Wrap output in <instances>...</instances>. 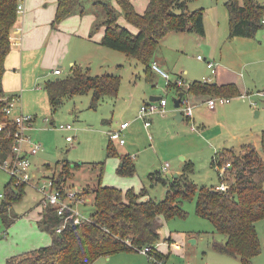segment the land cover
Masks as SVG:
<instances>
[{"label": "rangeland", "instance_id": "obj_1", "mask_svg": "<svg viewBox=\"0 0 264 264\" xmlns=\"http://www.w3.org/2000/svg\"><path fill=\"white\" fill-rule=\"evenodd\" d=\"M224 2L225 0H191L188 6L190 9L202 7L204 16L207 14L211 16V8L218 4L223 24L219 44L224 58H228L235 53V40L238 39L227 37L228 14ZM83 5L85 14H92L94 11L98 16L99 4H92V0H84ZM122 16L119 11V19ZM194 34L170 30L159 42L155 54L166 57L167 65L160 63V67L169 72L171 80L179 73L178 68L188 69V72L183 74L187 83L199 80L202 72H205L203 61L197 59L196 55L206 54L196 46ZM85 42L89 41L85 39ZM67 56L74 58L75 68L78 67L83 72L92 75L101 73L118 75L119 89L115 95L101 96L94 105L92 90L65 96L58 107L53 109L44 88L45 82L47 79L66 77L72 73V66L63 60L60 66L61 73L54 74L53 70L59 66L61 60L54 58L39 65L36 62L37 58L34 60L32 57L21 69L26 78L27 88H19L16 104L19 111L35 116L32 125L25 129V134L41 147L35 154L28 155L32 174L30 181L12 182L13 187L26 183L21 199L11 204L8 210L9 216L15 213L18 216L9 225H6L0 216V246L6 244V247H13L14 253L50 242V233L37 225L43 209L39 202L43 193L38 187L43 182H48V179L55 178L65 161L81 165L73 168L72 173L61 175L60 186L76 190L77 194L82 192L80 196L84 197L85 202L77 203L75 208L87 216L94 208L90 189L99 181L122 189L133 187L136 191L144 187L148 197L160 200L165 197L166 188L161 181L151 178L148 172L164 173L162 166L165 163H168V172H175V169L183 167L184 160L192 162V170L188 172L189 179L199 186L215 187L220 183L219 166L211 162L216 151L228 148L234 153H239L242 145L247 143L260 148L264 110L261 115H256V110L248 98L244 99L238 111L228 115L226 130L221 137L206 139L197 129H191V121L177 122L173 118L175 110L173 98L177 94L175 87L167 86L165 78L157 71L152 70L153 73L147 76L145 63L139 58L104 45L98 48L86 44L85 51L77 50L70 44L65 52V57ZM150 95L165 97L167 107L163 114L151 115V125L146 129L143 118L137 116V113L142 104L150 101ZM190 98L192 99L191 96ZM250 98L258 99L260 96ZM263 105L264 100L260 107ZM245 106L249 108L244 109ZM124 120L129 121V126L122 131L125 143L110 140L109 131L118 128L119 123ZM66 123L72 124L73 128L58 127ZM148 132L152 137H149ZM206 135L209 137V134ZM110 144L114 146L117 154L108 152L107 147ZM123 153L130 155L135 162L136 170L131 176L116 173L119 164L118 154ZM226 158L231 160L232 154L227 153ZM100 161L104 162L101 178ZM224 174L230 180V175ZM9 178L10 174L0 167V201L4 199L3 194L6 192L4 185ZM182 207L185 212L183 216L160 219L161 224L158 225L160 236L153 244L157 243L158 257H163V264H240L238 256L224 253L213 246L214 242L224 241L225 235L217 231L209 219L196 213L194 198L183 199ZM255 225L261 249L253 256L252 264H264V217L258 219ZM173 240L179 243L181 248H174L171 244ZM32 245L34 246L29 247ZM90 264L155 263L150 255L143 251L127 250L100 255Z\"/></svg>", "mask_w": 264, "mask_h": 264}, {"label": "trees", "instance_id": "obj_2", "mask_svg": "<svg viewBox=\"0 0 264 264\" xmlns=\"http://www.w3.org/2000/svg\"><path fill=\"white\" fill-rule=\"evenodd\" d=\"M125 20L134 25L136 32L117 22L119 10ZM191 0H148L143 12H138L131 0H93L99 4L98 16L93 29L104 26L99 43L133 55L145 63V72L150 76L153 68L155 51L159 42L170 30L194 31L200 36L205 34L204 10L202 7L190 9ZM18 0H0V162L10 150L11 134L14 121L4 111L7 103L3 89L5 57L10 50V31L17 19ZM81 0H59L55 21L81 8ZM229 16V37H251L262 26L264 5L258 0H225ZM101 14V16H100ZM120 77L112 73L89 74L74 67L72 73L63 78L47 79L44 88L50 106L56 109L63 97L88 90L93 91L92 105L105 94L115 95L118 92ZM174 85L176 93H209L230 96L239 93L235 84L218 85L211 81L192 80L187 86H178L169 81L167 86ZM109 153L117 151L113 145L107 147ZM231 153L228 160L226 154ZM120 163L116 173L131 176L136 170L135 162L127 154H118ZM229 161L224 173L230 180L218 175L221 181L227 182L226 189L197 185L188 177L192 170L191 163L184 165L183 171L168 185L163 199L151 197L142 199L146 189L136 191L133 187L122 189L116 185L102 184L101 181L90 189L93 210L81 219L73 222L65 215L58 214L52 205L43 206L41 218L37 220L40 229L49 232L50 242L35 248L8 256L5 264H90L100 255H109L117 251H139L143 246L153 244L159 239L158 225L165 220L185 214L183 199L195 201L196 213L209 219L215 229L225 235L222 242L213 246L224 253L239 257L240 264H252V258L261 249L256 230V221L264 217V129L261 131L260 148L252 143L242 145L239 153L231 149L221 150L212 157V164L221 165ZM80 163L70 164L65 161L60 173L52 179L53 188H61V175L72 173ZM101 178L104 162H99ZM151 178L168 182V178L159 171L149 172ZM10 176L0 201V216L9 225L18 215H8L14 202L21 199L26 183L12 185ZM87 191V190H85ZM82 192H80L81 195ZM85 202V200L83 201ZM64 224L60 231L56 228ZM162 255V254H161Z\"/></svg>", "mask_w": 264, "mask_h": 264}, {"label": "crops", "instance_id": "obj_3", "mask_svg": "<svg viewBox=\"0 0 264 264\" xmlns=\"http://www.w3.org/2000/svg\"><path fill=\"white\" fill-rule=\"evenodd\" d=\"M18 1L22 4L23 8L21 11H17V19L15 20V23L13 24L10 31V50L5 57L3 89L5 96L7 97L16 95L19 91V88H27L25 84L26 78L21 69H23L26 62L31 60L32 57H34V60L35 57L37 58L36 62L39 65L42 64V62L57 58L58 60L62 61L59 66H57L59 68L62 66L64 60L72 66L71 70H73L75 67V62L73 61L74 58L69 56L65 57V52L68 46L72 44V46L80 51H85V44L89 45V47L94 46L100 48L102 44L99 43V40L101 39L104 32L103 25L97 29H93V24L97 16L94 14V11L92 14H85L84 5H82L81 8L78 7L77 9L73 10V12L64 16L60 21H55L54 19L59 0ZM81 1L83 2L84 0ZM258 1L264 5V1ZM112 2L114 6L120 11L118 4L115 1ZM131 2L138 12H143L148 0H131ZM92 4H94L93 0ZM211 11V16L208 14L204 16L205 34L203 36H200L193 31L180 32L195 33L194 35L196 36H194V38L196 37V46L200 47V49L204 51V54H206L202 55V58L197 57L199 53L196 55L197 59L202 60L205 66L206 74L204 75L205 72L203 71L202 77L200 79H202L203 76H207L209 78L208 81L218 85L233 83L239 90V93L227 96L229 98L228 100L224 102H217L213 108L208 106L206 99L210 96L216 95L194 92L187 94L189 99L194 103L192 121L195 124L197 131L200 134H203L206 139L219 138L224 134L228 115L235 112L236 110L238 111L242 107L245 98H248L249 103L255 108L256 115H261L262 111L264 110V105L260 107L261 102L264 100V95L257 94V91L264 88V17L262 18V26L251 37L240 35L229 37L228 23L227 37L229 39L238 40H235V53L231 57L224 58L219 44L222 38L221 33L223 31V24L220 20V9L218 4L214 5L211 8ZM117 22L120 25L127 27L131 31L136 32L135 26L128 23L124 16H122L120 19L117 17ZM85 39H87L89 42H85ZM154 60L158 66H160V63L167 65L165 56H156L155 54ZM209 60L214 62V72L211 71V69L207 66V61ZM60 69L62 71V68ZM178 70L179 73L175 75V78H172L171 82H175L174 80L178 77L184 79L183 74L188 72V69L178 68ZM166 72L169 73L168 71ZM158 73L163 78H165L160 72ZM11 77L12 81H10ZM157 96L159 95H150L149 100H156L155 98ZM252 96H260V98L252 99L250 98ZM17 105L18 104H16V106L13 108L14 113H18L19 111ZM248 108V106L244 107V109ZM175 112L176 109L174 110V114ZM151 119L152 116L150 117V120ZM34 120L35 116L33 121ZM181 120L189 119L183 116V118L177 122H180ZM206 134H209V137H207ZM226 149L228 148H223L222 150ZM220 151L221 150H218L215 153L217 154ZM118 159L120 163L119 155ZM188 162L189 161L184 160L182 164L183 167L181 169H175V172H168L167 169L164 170L162 175L168 178V182L164 184L166 191L169 178L174 173L179 175L183 171L184 165ZM147 197L148 195L145 193V195L141 198L145 199ZM87 199L89 200L90 198L87 197ZM39 202L41 204V199ZM14 215L17 214L15 213ZM171 244L176 249L179 247L181 248L179 243L175 242L174 240ZM33 246L34 245L29 247ZM169 251L171 250L169 249ZM14 252L15 249L13 247H6V244L1 245L0 264H5L6 258L12 254H15Z\"/></svg>", "mask_w": 264, "mask_h": 264}, {"label": "built area", "instance_id": "obj_4", "mask_svg": "<svg viewBox=\"0 0 264 264\" xmlns=\"http://www.w3.org/2000/svg\"><path fill=\"white\" fill-rule=\"evenodd\" d=\"M23 8L22 4L18 2L17 4V11H21ZM198 58H202L201 54L197 55ZM207 66L211 69V71H215L214 62L209 60L207 61ZM151 67L153 70L160 72L166 79V83L171 81L169 73L164 71L155 60L151 62ZM53 72L55 74L61 73V69L59 67L54 68ZM209 78L207 76H203L202 81H208ZM176 85L178 86H187L188 83L182 79L181 77L176 78L175 80ZM178 94V93H177ZM176 94V95H177ZM188 93L183 91V95L180 100V104L178 107H174L175 109H180L183 116L188 118L191 122V129H196L195 124L192 121V114H193V106L194 103L189 99ZM257 94L264 95V88L262 90L257 91ZM175 95V96H176ZM18 95L5 97L7 99V103L3 107L4 111L9 115V117L14 121L15 128L11 134V144L10 150L11 152L9 155L4 158L0 162V167L4 168L13 180L18 182H29L32 178V174L30 172V161L28 155L35 154L41 147L39 143L33 141L29 136L25 134V129L31 126L34 116L22 111L18 113L13 112V108L18 100ZM227 96H210L206 99V102L210 108H213L217 102H224L228 100ZM167 107V100L165 97L160 96V98L155 100H150L142 104L139 108L138 115L139 117L143 118V124L146 128L149 127L151 124L150 117L152 114L160 113L163 114L166 111ZM129 125V121L124 120L119 123L118 128L109 131V138L110 140H117L118 143L123 144L125 140L122 136V131ZM4 127V124H0V129ZM58 127L62 129H72L73 125L70 123L60 124ZM149 137H151L150 132H148ZM230 165L229 161L224 162L219 166V174L222 176L224 170L227 166ZM168 167V163H165L162 166L163 170H166ZM48 186V190L46 187ZM228 186L227 182L221 181L217 186V189L224 190ZM43 193L41 198L42 206L52 205L58 214H65L67 210H70L68 214L65 215V220L70 217L72 218L73 222L79 223L81 219L84 217L81 212H79L75 205L77 203L83 202L85 199L84 197L77 194L76 190L72 189H65V188H53L52 179H48V182H43L39 187ZM64 224L58 226L56 228L57 231H60ZM155 244H148L143 246L140 251H143L146 254L150 255V258L153 260L155 264H163V257H158V248Z\"/></svg>", "mask_w": 264, "mask_h": 264}, {"label": "water", "instance_id": "obj_5", "mask_svg": "<svg viewBox=\"0 0 264 264\" xmlns=\"http://www.w3.org/2000/svg\"><path fill=\"white\" fill-rule=\"evenodd\" d=\"M183 95V91H179L178 94L173 98V104H174V107H178L179 104H180V100H181V97ZM160 98V96H157L155 99H158ZM174 118L176 119V121H179L181 118H183V114L181 112L180 109H176V112L174 114ZM178 177V174L177 173H174L170 178H169V183L174 179V178H177ZM169 183L167 184V186L169 185ZM191 241H194L195 239H190Z\"/></svg>", "mask_w": 264, "mask_h": 264}]
</instances>
